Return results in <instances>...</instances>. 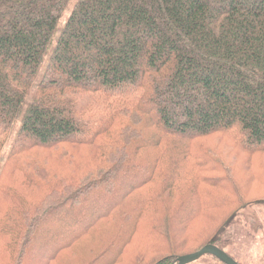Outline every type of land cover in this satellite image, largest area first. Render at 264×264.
Returning <instances> with one entry per match:
<instances>
[{
  "label": "trees",
  "instance_id": "obj_1",
  "mask_svg": "<svg viewBox=\"0 0 264 264\" xmlns=\"http://www.w3.org/2000/svg\"><path fill=\"white\" fill-rule=\"evenodd\" d=\"M15 126L0 264L224 250L225 178L188 151L213 134L264 151V0H0V156ZM188 183L208 206L187 205Z\"/></svg>",
  "mask_w": 264,
  "mask_h": 264
},
{
  "label": "rangeland",
  "instance_id": "obj_2",
  "mask_svg": "<svg viewBox=\"0 0 264 264\" xmlns=\"http://www.w3.org/2000/svg\"><path fill=\"white\" fill-rule=\"evenodd\" d=\"M64 19L62 20L63 23ZM15 129L9 134L4 149L0 156V167L4 153L8 150L15 134ZM147 135H150L147 133ZM198 151L199 163L206 167L219 169L215 175L225 178L217 189H211L214 195H219L226 202L220 208L229 213L236 211V218L229 227L232 242L224 248V252L239 264H264V201L250 202L239 206L237 198L243 195L246 200L253 195L264 197V171L258 169V164L264 161V151L247 152L244 146L233 141L229 136L213 134L192 141V148L188 151ZM146 155V154H145ZM185 155V154H184ZM37 160V157L35 158ZM145 159L137 157L135 163L147 164ZM189 159L185 157L178 163L185 168ZM85 169V168H83ZM136 173V172H131ZM191 179V178H190ZM189 191V207L204 208L208 206V196L200 190L192 187L191 183L185 186ZM254 199V198H253ZM215 212L214 210H212ZM188 264H222L219 261L203 255Z\"/></svg>",
  "mask_w": 264,
  "mask_h": 264
},
{
  "label": "water",
  "instance_id": "obj_3",
  "mask_svg": "<svg viewBox=\"0 0 264 264\" xmlns=\"http://www.w3.org/2000/svg\"><path fill=\"white\" fill-rule=\"evenodd\" d=\"M206 254H211V255L215 256L217 259H219L224 264H239L234 259L229 257L223 250H221L217 247H214L212 245H209V244L201 247L200 249H198L197 251H194L192 253L180 255L178 257L177 262L174 264H188L190 262L197 260L201 256L206 255Z\"/></svg>",
  "mask_w": 264,
  "mask_h": 264
}]
</instances>
